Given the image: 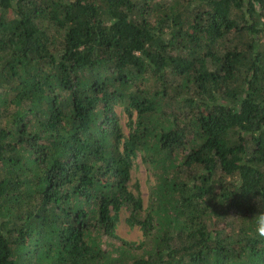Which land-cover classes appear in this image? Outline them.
<instances>
[{"label": "trees", "instance_id": "1", "mask_svg": "<svg viewBox=\"0 0 264 264\" xmlns=\"http://www.w3.org/2000/svg\"><path fill=\"white\" fill-rule=\"evenodd\" d=\"M263 37L264 0H0V264H264Z\"/></svg>", "mask_w": 264, "mask_h": 264}, {"label": "rangeland", "instance_id": "2", "mask_svg": "<svg viewBox=\"0 0 264 264\" xmlns=\"http://www.w3.org/2000/svg\"><path fill=\"white\" fill-rule=\"evenodd\" d=\"M125 120L126 115L125 113H122L120 115V121L124 122ZM136 163L137 165H135L130 171L131 178L128 182V186L135 193L136 189L134 187V182L137 181L139 183L140 196L142 198V208L144 209L149 202L150 190L152 184L154 183V178L150 171H148L139 161V159ZM129 212L130 210L128 206H126L125 204L121 206L120 210L118 211L119 214L118 220L115 225V232L120 238L138 243L143 238L142 231L138 225H129L126 220ZM102 240V245L109 249H111L112 247H114V245L118 244L121 241L119 238H113L107 235H103Z\"/></svg>", "mask_w": 264, "mask_h": 264}, {"label": "clouds", "instance_id": "3", "mask_svg": "<svg viewBox=\"0 0 264 264\" xmlns=\"http://www.w3.org/2000/svg\"><path fill=\"white\" fill-rule=\"evenodd\" d=\"M259 209L260 210L253 216L255 220V231L258 237L264 238V208L259 207Z\"/></svg>", "mask_w": 264, "mask_h": 264}]
</instances>
